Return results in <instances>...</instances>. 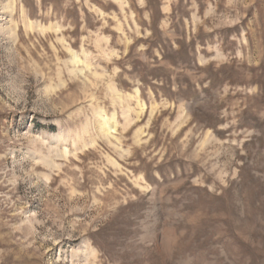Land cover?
Masks as SVG:
<instances>
[{"label": "rangeland", "instance_id": "1", "mask_svg": "<svg viewBox=\"0 0 264 264\" xmlns=\"http://www.w3.org/2000/svg\"><path fill=\"white\" fill-rule=\"evenodd\" d=\"M0 264H264V0H0Z\"/></svg>", "mask_w": 264, "mask_h": 264}]
</instances>
